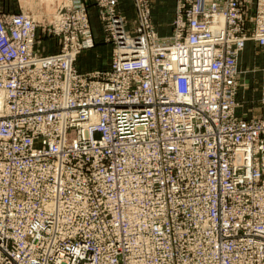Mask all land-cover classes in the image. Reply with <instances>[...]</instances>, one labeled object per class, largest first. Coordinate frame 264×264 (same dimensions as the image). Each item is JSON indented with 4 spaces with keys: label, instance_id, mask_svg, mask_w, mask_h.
I'll list each match as a JSON object with an SVG mask.
<instances>
[{
    "label": "built area",
    "instance_id": "2783aa9c",
    "mask_svg": "<svg viewBox=\"0 0 264 264\" xmlns=\"http://www.w3.org/2000/svg\"><path fill=\"white\" fill-rule=\"evenodd\" d=\"M121 1L0 9V264H264V0Z\"/></svg>",
    "mask_w": 264,
    "mask_h": 264
},
{
    "label": "rangeland",
    "instance_id": "374dc122",
    "mask_svg": "<svg viewBox=\"0 0 264 264\" xmlns=\"http://www.w3.org/2000/svg\"><path fill=\"white\" fill-rule=\"evenodd\" d=\"M13 5L11 6V11L13 12H20L24 11L27 13H30L40 25L48 24L53 18V15L55 14L56 10L60 8L67 0H21V5L19 6L18 0H11ZM15 1L17 4L15 5ZM22 6V7H21ZM24 8L26 10H21V8ZM0 9H7L5 6V1L0 0ZM94 27V26H93ZM162 29V28H161ZM164 30L166 28H163ZM167 29H170L167 28ZM167 32H161V34L168 33ZM101 35V34H100ZM42 37V35H41ZM41 44H43L42 51L43 52H52L57 50V44L49 39V38H41ZM97 43L95 46L85 52H82V54L79 55L76 65L80 71L84 70H92L98 67L106 66L108 65L110 61V47L104 45L100 38H97ZM253 51V49H252ZM251 51H248V56L244 58V61L248 58V61L252 58V64L255 66H258V64L261 62V57L259 54L256 53L255 58H253V54L251 56ZM258 78L259 73L255 72L251 74V89L249 91L250 95H253L255 98L258 94Z\"/></svg>",
    "mask_w": 264,
    "mask_h": 264
},
{
    "label": "crops",
    "instance_id": "0c3cea01",
    "mask_svg": "<svg viewBox=\"0 0 264 264\" xmlns=\"http://www.w3.org/2000/svg\"><path fill=\"white\" fill-rule=\"evenodd\" d=\"M5 1V6H6V10L11 11V6L13 5L11 0H4ZM18 5H21V0H18ZM174 3L175 0H151V4H152V20L154 22V25L156 26V28L158 29V31L161 32H167L166 30H168L170 33V29H167L170 27V22L172 20V15H173V11H174ZM17 4V2L15 1V5ZM22 7V6H21ZM20 7V8H21ZM120 7L124 10V12L130 17L133 18V8L130 4V2L128 0H123L120 3ZM26 10L24 8H21V10ZM90 15H91V23H92V27L94 29V33L96 38H100V24L99 21L96 17V13H95V8L90 7ZM18 12V11H16ZM162 28V29H161ZM163 28H166L165 30ZM168 33H164V34H168ZM52 40V39H51ZM106 66H102V68L107 67ZM87 71V70H84Z\"/></svg>",
    "mask_w": 264,
    "mask_h": 264
}]
</instances>
